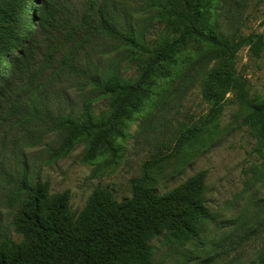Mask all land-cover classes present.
<instances>
[{
    "label": "rangeland",
    "instance_id": "374dc122",
    "mask_svg": "<svg viewBox=\"0 0 264 264\" xmlns=\"http://www.w3.org/2000/svg\"><path fill=\"white\" fill-rule=\"evenodd\" d=\"M166 1L66 0L72 24L52 36L39 35L40 50L30 70L12 77L11 98L20 101L23 112L0 130V244L7 237L21 240L13 221L26 198L25 192L15 198L25 179L32 184L49 181L51 195L69 190L70 208L78 213L98 186L108 187L119 199L131 196V181L142 175L144 163L168 154L152 171L158 192L205 171L211 217L190 239L165 232L153 239V263L259 264L264 251L259 126L246 121L247 111L233 91L225 95L219 111L212 112L211 123L195 125L211 110L203 78L215 64L213 53L197 57L195 46L180 53L171 76L162 77L152 98L137 104L121 125L124 135L114 149L93 160H85L89 139L69 145L70 130L57 123L60 115L79 117L87 105L96 115L108 110L111 97L93 85V77L107 80L118 73L137 80L140 65L149 58L106 34L100 27L102 16L112 17L123 35H134L153 49L179 34L164 16ZM216 2V22L224 36L264 32V0ZM235 63L249 98H263L264 50L256 56L246 45ZM195 126L200 132L188 140V129Z\"/></svg>",
    "mask_w": 264,
    "mask_h": 264
},
{
    "label": "trees",
    "instance_id": "16d2710c",
    "mask_svg": "<svg viewBox=\"0 0 264 264\" xmlns=\"http://www.w3.org/2000/svg\"><path fill=\"white\" fill-rule=\"evenodd\" d=\"M66 8V0H0V130L23 112L20 101L11 98L13 75L30 70L40 50L41 33L52 36L61 26L72 24ZM163 13L179 34L166 37L153 49L134 35H123L112 17L102 16L100 27L106 34L148 53L149 58L140 65L137 80L122 78L118 73H112L107 80L99 75L93 77V85L111 97L108 110L96 115L87 105L77 118L60 115L58 125L70 130L68 144L89 139L87 161L106 149H114L118 137L124 135L121 125L132 117L137 104L152 98L156 93L153 87H160L159 80L171 76L176 57L195 46L197 52L193 53L197 57L213 53L215 59L203 78V95L211 110L195 125L211 123L212 112L219 111L225 95L233 91L247 111L246 121L259 126L263 158L260 172L264 174V97L249 98L235 63L238 52L246 45H251L256 56L264 50V32L224 36L216 22V0H167ZM200 129H188L192 134L188 140ZM168 157L160 155L144 163L142 175L131 181V196L119 199L108 187L98 186L78 213L70 208L69 190L51 195L49 181L32 184L25 179L15 198L21 192L26 193V198L13 221L15 231L22 237L19 241L7 237L1 242L0 264H154L153 239L164 232L190 239L211 217L205 203V171L164 193L158 192L152 171ZM258 260L264 264V251Z\"/></svg>",
    "mask_w": 264,
    "mask_h": 264
}]
</instances>
